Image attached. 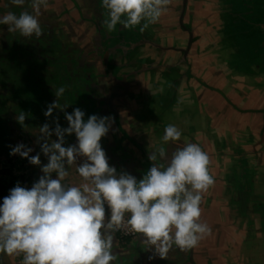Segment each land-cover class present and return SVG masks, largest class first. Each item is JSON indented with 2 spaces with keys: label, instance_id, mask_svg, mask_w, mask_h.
Segmentation results:
<instances>
[{
  "label": "rangeland",
  "instance_id": "rangeland-1",
  "mask_svg": "<svg viewBox=\"0 0 264 264\" xmlns=\"http://www.w3.org/2000/svg\"><path fill=\"white\" fill-rule=\"evenodd\" d=\"M245 6L240 0H170L159 21L143 31L141 25L123 28L118 24L108 32L103 26L107 12L100 0H49L47 10L42 7L38 17L44 32L39 40L0 25V146L5 148L0 168L15 184L30 188L43 175L40 166L18 154L9 155L11 147L23 143L33 149L30 156L40 153L41 165L46 164L47 157L36 142L39 128L45 123L55 128L57 120L67 127L64 112L74 108L84 111L85 120L93 114L109 117V131L100 143L111 166H139L143 159L150 167L148 154L137 148L161 145L164 128L171 123H162L155 112L163 105L174 114V107L182 105L177 103L182 97L180 84L187 82L188 101L182 107L188 111V125L182 135L194 125L190 142L209 156L215 183L203 194L201 221L211 232L195 248H173L166 259L153 256L150 264H264V107L257 109L254 124L256 109L246 103L249 94L255 95L251 92L255 87H264V61L245 48L264 38V3L252 10ZM25 11L34 14L31 0L23 6L0 0V16ZM163 39L186 54L164 55ZM190 51L194 57L188 56ZM222 65L241 72L245 79H224L218 72ZM182 66L187 69L181 71ZM31 76L35 83L32 98L27 99ZM59 87L65 88V94L58 103L68 105L45 117ZM110 103L125 133L116 124ZM28 104L31 111L21 126L15 117ZM256 130L259 138H254ZM182 140L163 145L169 158L183 147ZM75 143L74 134L65 136V147ZM71 179L66 177L64 183L69 185ZM135 249L124 260L140 252ZM149 252L143 250L139 264L149 263ZM21 261L22 256L0 255V264Z\"/></svg>",
  "mask_w": 264,
  "mask_h": 264
},
{
  "label": "clouds",
  "instance_id": "clouds-1",
  "mask_svg": "<svg viewBox=\"0 0 264 264\" xmlns=\"http://www.w3.org/2000/svg\"><path fill=\"white\" fill-rule=\"evenodd\" d=\"M48 3L31 0L34 14L8 12L0 16V25L39 40L44 32L38 17ZM100 3L107 12L103 26L108 32L118 24L123 28L141 25L143 31L159 21L170 0ZM11 4L23 6L25 0H11ZM54 94L57 99L47 107L45 117L68 105L58 103L64 87ZM64 116L67 127L57 120L55 128L48 123L39 128L36 142L47 157L46 164L41 165L40 153L30 156L33 149L23 143L10 149L9 155L27 158L40 166L43 175L30 188L17 182L0 201V255L22 256L21 264H113L117 260L114 233L126 229L140 234L142 248L166 259L173 248L193 249L210 234L209 225L201 221L203 194L215 183L209 156L198 144L185 140L169 158L163 145L181 141L182 131L176 125L164 128L161 145L149 152L151 166L137 180L127 172L118 174L108 163L100 141L109 131V117L93 114L85 120L79 108ZM25 118L23 111L15 117L21 126ZM73 134L76 143L65 147V136ZM53 135L56 140L51 139ZM78 158H83L82 163H77ZM73 166L81 182L65 184Z\"/></svg>",
  "mask_w": 264,
  "mask_h": 264
},
{
  "label": "crops",
  "instance_id": "crops-1",
  "mask_svg": "<svg viewBox=\"0 0 264 264\" xmlns=\"http://www.w3.org/2000/svg\"><path fill=\"white\" fill-rule=\"evenodd\" d=\"M162 41H164V43H163L164 46L163 47L166 48V50L163 51L164 52V55H167L168 53H175V54H177V56L178 55L186 54V53H183L180 50H177L175 48H172V45L167 44L168 42L165 39H163ZM167 46H170L171 49H168L167 50ZM229 51L231 52V50H229ZM184 52H185V50H184ZM186 52H187V50H186ZM188 56L194 57V55L191 53V51L189 52V55ZM186 69H187V67L182 66L181 71H185ZM218 72H220L222 74V76L224 75V79L229 78L228 80H230L231 82H234V80H237V79L239 81L241 78L245 79L244 77H242V74H241L240 71H239L240 73L236 74L237 71L233 70V68L228 67V66H224V65L220 66L218 68ZM154 76L155 75H151V77H154ZM156 77L157 76H155V78H154L155 80H156ZM157 79H158V77H157ZM255 79L254 80H249V83H252V81H255ZM124 82H126V80H124ZM159 83H161L160 80H159L158 84ZM186 83L187 82H184V83L181 82V84H180V88H181V91H182V97L180 98V100L177 103L182 104V105H184L183 103L185 101H188V100H186V98L188 97V95H187L188 93L187 92H189V90H187ZM124 84H127V82L124 83ZM225 84H226V81H225L224 85ZM240 86L243 87V84L241 83ZM217 88H219V87H217ZM251 92L252 93H255L256 92V93L253 96H250L251 94H249V96L246 98V101H247L246 103H248V105H250L251 107L253 106L256 109L254 111L255 117L257 116L259 118V113H258L257 109H260V108L264 107V97H263L264 96V87H262V88L255 87L253 89V91H251ZM121 95H123V94H119L118 96H121ZM177 103H175V104L178 105ZM246 103H245V105H247ZM171 104H172V102H171ZM182 105L177 106V107H174V111H172V112H174V114L176 112V115L170 114L171 112L168 111L169 108L165 110L163 108V105H160V106L158 105V108H157V110H156L155 113L157 115L158 114L161 115L160 117L162 118V120H161L162 123H171V124L173 123V125H176L182 131V130H185V128H187V125H188V123L185 121V119H188V118H186V114L188 113V111L185 110L182 107ZM231 111L232 110L230 109L229 112L231 113ZM113 115H114L113 117L115 119V122L116 121H119V123L121 124V122L119 120V114H118V112L117 113L114 112ZM170 115H172V117ZM261 115H264V113L261 114ZM257 117L254 118V120H255L254 124L257 123ZM262 117L263 116H261V120H262ZM189 120L190 121H193L194 120V117L191 116ZM189 120H187V121H189ZM190 123H192V122H190ZM121 126L123 128H125L122 124H121ZM187 133H189V134L182 135L181 139H183L184 141L186 140V141H189L190 142V141H192V139H194V125L190 124V129L187 130ZM253 133H254V138H259V137H257V136H260L259 134H257V130L256 131H253ZM150 147L151 146H149V148L148 147H146V148L144 147L143 149L142 148H137V149L144 150V152H146L149 155V152L153 150V148H150ZM77 163L79 164V162H77ZM139 163L141 164L139 166H137L135 164L134 165L126 164V165H123L122 168H118V167H115V166L114 167L116 168L118 174L121 173V172H127V173L135 176L137 178V180H139V179H141L143 177V175L146 173V171L149 168L146 165V161H144L143 159L140 160ZM36 169H37V173H38V170L39 169L37 167H36ZM72 170H73V174H71L69 176H71V178H72L71 180L73 182L71 181L69 185L79 184L81 182V179H80V177L78 176V174L75 171V166L73 167ZM37 176H38V174H37ZM135 248H137L138 250H140V252H138L136 255L132 256L133 258H131V256H129V259L124 260L123 256L130 255L128 253L131 252L132 250H136ZM143 250H145V249L142 248V246H141V236H140V234L138 236H136L135 238L129 240V239L121 238L117 233H114V238H113V252L117 255V260L115 262H113V264H136V262L139 264L140 263L141 255L142 256L144 255ZM122 252L124 254H122ZM120 255H122V256H120ZM118 259H123L122 260L123 262L119 261Z\"/></svg>",
  "mask_w": 264,
  "mask_h": 264
},
{
  "label": "trees",
  "instance_id": "trees-1",
  "mask_svg": "<svg viewBox=\"0 0 264 264\" xmlns=\"http://www.w3.org/2000/svg\"><path fill=\"white\" fill-rule=\"evenodd\" d=\"M240 1H243L244 3H247V6H245L246 10H252L253 8H255L257 6L262 7V4L264 3V0H240ZM186 29L188 30L189 28L186 27ZM263 39L264 38H261L259 40H255L252 43H250L248 46H245L246 50H248L249 53H251V51L254 52V55H253L254 57L260 54L262 56V58L260 60H262V61H264V43H262ZM242 43H244V42L242 41ZM183 52H184V50H183ZM34 81L35 80H34V78H32V76L27 81V87H26L27 89L25 90L26 96H28L27 99H31L32 98V96H31L33 94L32 86L35 83ZM124 83H126V82H124ZM118 95L119 94H116V95L114 94L112 96H118ZM111 99H112V97H111ZM110 107L112 108L113 112L117 113L116 109L112 106L111 103H110ZM30 111H31V106H30V104H28L27 107H26V110H24V113H26V115L28 116L30 114ZM116 123H117L118 127L121 128V131L123 133H125V129H122L123 127L121 126L119 121H116ZM1 137H2V135L0 134V141H1ZM4 150H5V148L0 146V153L2 151H4ZM11 160L12 159L10 158V161ZM6 172L7 171L5 169H1L0 168V201H2L3 197H5V196H7L9 194V190L11 188L16 186L15 182L10 177L7 176ZM116 233L121 238L129 239V240H131V239L136 237V235L125 236V235H121L119 232H116Z\"/></svg>",
  "mask_w": 264,
  "mask_h": 264
},
{
  "label": "built area",
  "instance_id": "built-area-1",
  "mask_svg": "<svg viewBox=\"0 0 264 264\" xmlns=\"http://www.w3.org/2000/svg\"><path fill=\"white\" fill-rule=\"evenodd\" d=\"M117 232H119L121 235H125V236H133V235H137L136 233L129 232V231H127L126 229H121V230H119V231H117Z\"/></svg>",
  "mask_w": 264,
  "mask_h": 264
},
{
  "label": "water",
  "instance_id": "water-1",
  "mask_svg": "<svg viewBox=\"0 0 264 264\" xmlns=\"http://www.w3.org/2000/svg\"><path fill=\"white\" fill-rule=\"evenodd\" d=\"M185 4H186V2H185ZM191 33V32H190ZM192 34V33H191ZM150 250V249H149ZM150 256H153V252H152V250H150V252H149V257ZM148 264H150V259H149V263Z\"/></svg>",
  "mask_w": 264,
  "mask_h": 264
}]
</instances>
